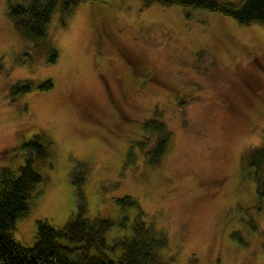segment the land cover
Listing matches in <instances>:
<instances>
[{
	"label": "rangeland",
	"instance_id": "374dc122",
	"mask_svg": "<svg viewBox=\"0 0 264 264\" xmlns=\"http://www.w3.org/2000/svg\"><path fill=\"white\" fill-rule=\"evenodd\" d=\"M22 1L0 0V167L18 173L22 144L39 133L51 158L34 164L45 180L14 238L33 246L40 220L64 227L82 193L88 218L113 221L109 246L143 210L172 264H264V198L244 164L264 146V26L209 8L86 0L53 14V62L10 19ZM23 81L32 88L13 96ZM152 119L170 135L157 166L146 159Z\"/></svg>",
	"mask_w": 264,
	"mask_h": 264
},
{
	"label": "trees",
	"instance_id": "16d2710c",
	"mask_svg": "<svg viewBox=\"0 0 264 264\" xmlns=\"http://www.w3.org/2000/svg\"><path fill=\"white\" fill-rule=\"evenodd\" d=\"M82 1L86 0H23L21 3L10 4L8 13L17 31L31 40L35 47L49 49V61L54 62L58 51L50 42L49 35L53 14L60 9L64 15H68ZM142 1L144 6L158 2L163 5L209 8L230 15L242 24L259 23L264 26V0ZM52 86L51 80L40 84L41 88ZM31 88L32 82H19L11 88V94L17 96ZM144 127L159 134L154 147L146 154L148 164L157 166L165 153L170 135L158 120L145 121ZM50 144L44 135L35 134L21 146L26 152V162L19 167L18 173L7 166L0 167V264H172L173 257L165 260L161 255L162 250L168 246L167 234L153 224H148L143 210L137 212L130 236L117 239L109 246L106 233L113 221L104 217L88 218L82 193L79 195L81 202L77 213L64 227L57 228L40 220L33 246L17 241L13 235L16 221L28 213L30 200L38 184L45 180L34 168V164L45 163L51 158ZM244 164L253 172L258 196L264 198V146L248 151ZM78 176L79 185L80 173ZM118 202L125 206H135L129 196L119 198Z\"/></svg>",
	"mask_w": 264,
	"mask_h": 264
}]
</instances>
